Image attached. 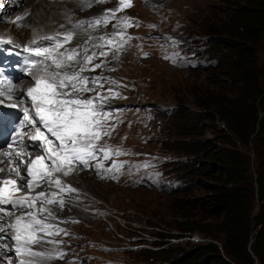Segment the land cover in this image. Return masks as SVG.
<instances>
[{
	"label": "snow or ice",
	"instance_id": "1",
	"mask_svg": "<svg viewBox=\"0 0 264 264\" xmlns=\"http://www.w3.org/2000/svg\"><path fill=\"white\" fill-rule=\"evenodd\" d=\"M105 2L107 0H81V5L88 8L95 3ZM131 6L132 0H117L116 7L105 9L100 15L75 23L69 18L71 30L29 41L25 51L32 55L25 63L34 82L20 97L14 96L16 87L12 80L0 72V97L4 98L0 99V127L11 125L16 129L11 141H6L8 150H0V163L6 159L9 164L8 174L0 177V241L10 239L13 242L11 249L7 243H0V251L14 252L17 264H47L48 261L63 259L67 255L58 248L63 241L55 237L70 234L60 224L78 221L59 220L50 206L63 209L64 195L78 193L79 190L65 183L61 177L72 175L78 168H93L98 174L119 172L126 163L112 159L127 153L108 144L105 139L110 138L115 130L113 118L119 111L109 107L110 101L122 97L119 91L113 87L104 89V85L115 88L122 85L112 77L89 76L86 73L106 67V59L95 63L98 58L111 55L113 59H118V54L133 39L127 29L139 26V22L134 24L132 17L117 15ZM25 18L17 17L13 23L18 24ZM110 23L114 29L112 33L92 35V32ZM77 30L86 39L75 47H66L77 35ZM0 43L12 41L0 37ZM172 43L175 44V40ZM44 44L48 46H42ZM143 54L148 55L146 52ZM178 55L173 53L165 58L176 63ZM88 93L92 95H86ZM5 99H17L18 103L5 104ZM26 103L27 106H24ZM41 127L53 139L46 136ZM26 128L34 129L35 134L28 139L42 149V156L31 158L30 153L26 152ZM25 156L30 162H26ZM109 160L111 164L105 167V162ZM22 167L25 173L21 172ZM4 171L0 168V172ZM21 184L27 188L26 192L22 190ZM42 185H47L51 191H37ZM45 244L54 247L45 249ZM7 264H11V259H7Z\"/></svg>",
	"mask_w": 264,
	"mask_h": 264
},
{
	"label": "trees",
	"instance_id": "2",
	"mask_svg": "<svg viewBox=\"0 0 264 264\" xmlns=\"http://www.w3.org/2000/svg\"><path fill=\"white\" fill-rule=\"evenodd\" d=\"M213 9L209 23L207 18L200 29V22L197 21L199 28L195 31L217 36L213 40L202 41L208 53H216L213 57L215 64L198 67L204 74L200 87L188 88L192 95L190 104L164 115L165 122L160 128L161 138H166L165 134L173 136V146L167 147L171 153L195 158L193 162L172 160L170 164L176 166L177 174L183 180L200 174V178H195L192 184L176 190L189 191L196 186L207 190V194L183 201L175 200L174 207L178 210L174 209L173 216L177 219L172 222L164 220L162 225L176 231H154L158 240L153 242L166 243L164 236H180L187 231H196L210 239L220 238L224 254H220L217 243L212 241L196 244L176 260L177 247H142L136 249L140 252L141 257L137 259L140 262L231 264L230 260L235 264H264V57H259L257 53L259 45L264 49V0H231L227 6L221 3ZM189 29L191 31L192 27ZM252 93L247 100V94ZM257 105L262 113L258 129L254 130ZM215 117L223 124H213L212 140L192 135L191 128L205 125L201 120L210 119L212 122ZM258 137H261V144L257 141ZM232 139L240 145L234 144ZM215 140L219 143L212 146ZM249 141L253 143L258 167L253 181L246 182V177L250 178L246 176L243 152ZM208 179L213 183L212 187H206ZM254 195L257 197V209L253 216ZM250 237L252 240L249 242Z\"/></svg>",
	"mask_w": 264,
	"mask_h": 264
},
{
	"label": "rangeland",
	"instance_id": "3",
	"mask_svg": "<svg viewBox=\"0 0 264 264\" xmlns=\"http://www.w3.org/2000/svg\"><path fill=\"white\" fill-rule=\"evenodd\" d=\"M54 1L55 0H50V2ZM229 1L231 0H144L136 3L132 8V12L139 15L143 19L141 30L145 29V23L147 17L149 16L146 15L144 13L145 10L142 9V5H145L146 7L150 6L153 10H155L156 17L153 20L155 21L157 28L177 29L182 31V33H187L191 36H197V34L207 36V34H203L202 32L198 33L195 31L198 27L197 21L200 22L199 27L201 29L202 23L207 18L208 23L211 20V18L209 17L213 15L214 6H219L221 3L227 6ZM80 5L81 3L74 7V10L76 11L75 14L80 15L74 17L72 15L69 17L65 16L64 22L59 23L57 32L61 30L62 32L71 30L72 23H75L80 19L92 17V14L95 13L98 9L100 14H102L105 9L114 8L112 5V0H107V2L105 3H95L92 5V7L88 8H79ZM198 13H200V15ZM117 15L120 16L124 14L120 12L117 13ZM0 17L6 24L11 20L9 18V15L6 16V19L5 15H0ZM69 18H71L72 23H69ZM61 25H63L64 27H61ZM189 27H192L191 31ZM110 29V25H108L107 27L102 26L98 30L92 32V35L99 36L103 33H107L106 31ZM149 31L152 32L151 30ZM210 36L212 39L209 38L204 41L213 40L217 37L214 34H211ZM84 39H86V36L83 33L79 32V30H77V35L75 36L71 44L66 45V47L70 48L75 47L77 44H82ZM175 46L176 48H180V45ZM202 46L205 47L204 44H202ZM263 51L264 49H262L261 45H259L257 51L259 57H264ZM205 53L208 52H204V54H202V57L206 59L211 58H207V54ZM211 53L214 52L212 51ZM209 54L210 52L208 53V55ZM214 54L216 55V53ZM211 55L212 54H210V56ZM215 55H212V57H214ZM98 59H106V68H108V70L114 68L117 72L129 76L132 80H134L136 91L132 93L129 101H132L135 104H151L152 109L158 112L159 108H163L162 105L164 104L172 106L170 112H173L174 110H180L185 105H189L190 100H192V95L190 94L188 88L191 89L192 86H196L197 88L200 87V81L202 80L204 74V72L200 71V69H197V67H173L167 64L165 61L159 59L158 57L141 58L134 53L118 55V59H113L111 55H109L107 58ZM108 62L114 63V67L109 66ZM225 69H227V67H225ZM223 75L224 74L221 73L220 77L223 78ZM238 87H236V89H238ZM251 95H253V93L250 95L247 94V100H250ZM261 113V108L259 105H257L258 115L254 123V130L258 129V119ZM201 122L205 125L200 128H191L190 132L193 136L196 135L202 140H212L213 133L211 132V127H213V124H217L218 126H222L223 124L220 120L217 119V117H215L212 122L210 119H203L201 120ZM158 132L159 130L158 128H156V134ZM159 135L160 133H158V136L156 138H152V140L150 141H142L132 138L126 140V142L129 144H133L134 146H139L151 150L157 155L158 158L163 160L165 159V155H162L159 152L165 151V146L167 145L173 146V143H171V140H173V136H167V134H165L166 138H161L159 137ZM260 139L261 137H258L257 141L259 143ZM232 142L238 146L240 145L239 142L235 139H232ZM253 142H255V140H253ZM218 143L219 141L215 140V143L211 144L212 146H216ZM252 146V141H249V143L245 146L246 150L243 152L245 155L247 169L246 176L248 175V178H250L247 179L246 177V182L253 181L256 168L258 167L256 152ZM177 158L181 160L184 158V156L181 155V157L179 156ZM172 166V164L170 166H166L167 173L176 171V169L172 168ZM170 169L172 171H170ZM170 175L174 177L172 174ZM70 177L72 186L79 191L78 193H71V195L69 196L70 199L68 200L72 204H69V206H65L63 209L58 208L56 210L59 211L60 214L72 213L73 216H76L78 218V223H72V226L75 229V237H80L81 240L88 238L90 242L95 241L96 243H105L113 246L126 245L127 243L137 244L139 242H142L143 240H147V238L155 239V236H153L152 234L149 235L150 232L154 230L171 232L173 229H169L165 225H162L164 224L162 223V221L165 220V222H169L170 220V222H172L173 219H177L176 216H173L174 209L178 210L174 207V201H183L184 199L190 197L207 194V190L200 187L196 188V186H193V188L189 189V191H177L174 192V195H171V189H160L149 185H140L136 187H132L130 185H119L100 180L92 172L87 170L75 171L72 175H70ZM172 177L170 178L173 182L178 181L176 180L178 178L173 179ZM193 177L200 178V174L186 177L187 183H191ZM207 181L208 183H211L209 179ZM198 183L200 186V182ZM252 186H255L253 182ZM206 187L208 186L206 185ZM210 191L211 190H209V192ZM256 199L257 197L254 195L255 205L251 213V215L253 216L255 215L257 209ZM97 206H100L101 209ZM172 206L173 208H171ZM92 207H94V210L90 211ZM89 211L91 213H94L95 215L91 214ZM102 213H104L105 215H101ZM137 234L140 235L142 239L137 238L138 240L134 241L132 238L137 237ZM201 238L203 239V241L206 240V237ZM166 239L167 244L163 243L164 245L172 248H179L176 257L183 256L185 252L192 250L195 246V243L185 240L184 236L178 240L169 237H166ZM211 240L217 243L220 252L224 254L220 238ZM72 242L73 243L71 244L74 245L73 240ZM116 255H118L120 259L129 260H136L141 257L138 252L133 251L124 253L118 252ZM66 256L67 255H65L63 259H53L51 261H48L47 264H67ZM224 258L226 259L227 257L225 256ZM229 262L231 264H235L233 261L229 260ZM139 264L148 263L140 262Z\"/></svg>",
	"mask_w": 264,
	"mask_h": 264
},
{
	"label": "clouds",
	"instance_id": "4",
	"mask_svg": "<svg viewBox=\"0 0 264 264\" xmlns=\"http://www.w3.org/2000/svg\"><path fill=\"white\" fill-rule=\"evenodd\" d=\"M139 1H144V0H138V1L136 0V3H138ZM134 5H132L129 8H125L122 13L129 17H132L134 24L135 22L138 21L139 26H133L127 29L128 34L131 37H133V39H131L128 42V44L124 46V50L121 51L118 55H123L126 53H134L141 58L158 57L159 59L165 61L167 64L173 67H187V68L197 67L198 69V67H207L215 64L214 58L208 55V53H205L207 54V58L208 57L211 58L206 59L202 57L203 56L202 54H204V52H207L206 46L205 47L202 46L204 40L209 39L206 37V35L197 34V36H191L187 33H182V31L177 29H170V28L159 29L157 28L155 21L153 20L156 17L155 10H153L150 6L146 7L145 5H142V9H144L145 10L144 13L149 16L147 17L145 23V29L141 30L143 19L139 15L132 12V8ZM112 23H114V21ZM112 23L109 24L111 30L106 31L107 33H112V29H113ZM150 25H154L155 27H150ZM149 30H151L152 32H150ZM196 38H200V40L197 41ZM172 40H175V44L172 43ZM175 45H180V48H176ZM145 52L148 53V55L145 56L143 54ZM173 53L179 54L176 63H174L172 59L165 58L166 55L172 56ZM99 60L100 59H97L95 63H99ZM108 65L114 67V63L108 62ZM86 74L89 76L103 75L106 77H112L117 81H119L120 84L122 85L119 88H115V86L108 84L104 85V89L113 87L114 90L119 91L121 93V97H122V98L112 99L110 101L109 107L112 109H118L119 111L115 113L113 118V122L116 123L115 130L112 132L110 138H105V139L108 144L112 145L113 147L122 149L127 154L118 157H112L113 160L126 162L123 168H121L119 172L98 174L97 171L93 168H78L76 171L87 170L92 172L100 180L119 184V185H130L132 187H136L140 185H149L160 189H166V190L171 189L170 190L171 195H174L173 193L177 192L176 189L178 188L182 189L192 184L195 178L193 177L191 183H187L186 180H183V178H181V176L177 174L178 169L173 164H172L173 165L172 168L176 169V171H172L170 169V171L172 172L167 173L166 166L167 165L170 166L171 165L170 162L172 160H176V159L180 160L177 158L179 156H175L167 149L168 145L165 146L166 148L165 151L159 152L160 154L165 155L164 156L165 159L162 160L158 158L153 151L145 149L143 147L134 146L133 144H129L126 142V140L132 138L142 141H150L152 140V138H156L158 136V133L161 132L160 129L161 124L165 122V118L163 116L172 113L170 112L172 106L164 104L162 105L163 108H159V112H158L152 109L151 104L148 103L135 104L134 102L129 101V98L131 97L132 93L136 91V85L134 83V80H132L129 76L117 72L116 70L109 71L108 68L104 67V68L96 69L95 72H89ZM86 95H92V93H88ZM156 128H158L159 130L157 134H156ZM160 136L161 134L159 135V137ZM183 156L184 158L181 160H188L189 162H193L195 160V158L191 155L188 157H186V155ZM111 162H112L111 160L106 161L105 167H108L111 164ZM93 163L95 162L93 161ZM144 164H147L148 166L147 167L142 166ZM170 174H172L174 177H172ZM112 176H115L116 178H112ZM170 177H172L173 179L178 178L176 179L178 181L173 182ZM62 179L65 181V183L70 184L72 186L71 180L69 183L65 177ZM38 191H51V190L47 188V185H42L41 188L38 189ZM70 195L71 193H67L64 195L65 206H69V204H72L68 200L70 199L69 198ZM50 207L51 210L54 212V214L61 221L78 220V218L76 216H73L72 213L60 214V212L56 210L59 207L55 205ZM93 210L94 207L90 209V211ZM91 214L95 215L94 213ZM101 215H105V214L102 213ZM60 227L67 229V231L70 233L67 236L61 234L55 237V239L63 241V243L60 244L58 248L67 253L66 256L67 264H71V263L131 264L129 262L132 261H134V263L132 262L133 264H139L140 261L137 259L136 260L120 259L119 256L116 254L118 252L124 253V250H128L127 252L129 251L138 252L136 251V249L142 247L157 249L161 246L164 247L166 246L163 243L162 244L154 243L153 241L158 240V237L156 236L155 239L147 238V240H143L142 242H139L137 244L127 243L126 245H118V246L108 245L105 243H96L95 241L90 242L88 238L81 240L80 237H75V233H74L75 229L72 226V222L60 224ZM154 231H162V230H154ZM154 231L150 232L149 235L152 234L154 236L153 234ZM175 231L176 230L173 229L171 232H175ZM191 233H197L199 236L201 235L202 237H205L201 233H198L196 231H191V232L187 231L180 236L169 235V236H164L165 238L163 237V239L169 237L178 240L184 236L185 240L193 242L195 243V245L199 243L201 244L208 241H212L208 237H206L205 238L206 240H204L203 242L193 241L188 237ZM136 236L137 237L132 238L134 241L138 240L137 238L142 239L140 235L137 234ZM72 240L74 241V245L71 244L73 243ZM53 247L54 246L50 244L43 245V248L45 249H52ZM220 254L223 256V253L220 252ZM177 257H175L174 260L178 259ZM159 264H166V263L160 261Z\"/></svg>",
	"mask_w": 264,
	"mask_h": 264
},
{
	"label": "bare ground",
	"instance_id": "5",
	"mask_svg": "<svg viewBox=\"0 0 264 264\" xmlns=\"http://www.w3.org/2000/svg\"><path fill=\"white\" fill-rule=\"evenodd\" d=\"M79 3L81 0H55L54 2H50V0H0V15H5V19L9 15L11 19L6 24L0 17V37L10 38L13 42H23L35 33L45 34L57 31L59 23L64 22L65 16L80 15L75 14L76 11L74 10V7ZM81 7L82 5L79 6V8ZM20 16L26 18L18 24L13 23ZM58 32H62V30ZM31 82V79H25L23 84H30ZM19 84L21 83L18 82L17 85ZM7 174V169H5L4 172H0V177ZM65 178L70 183L71 177ZM188 237L193 241L203 242L202 236L198 234L192 233Z\"/></svg>",
	"mask_w": 264,
	"mask_h": 264
},
{
	"label": "water",
	"instance_id": "6",
	"mask_svg": "<svg viewBox=\"0 0 264 264\" xmlns=\"http://www.w3.org/2000/svg\"><path fill=\"white\" fill-rule=\"evenodd\" d=\"M206 37H207V38H211V36H206ZM206 185H207L208 187H211V186H212V183H208V182H206ZM251 239H252V238H250L249 241H251Z\"/></svg>",
	"mask_w": 264,
	"mask_h": 264
}]
</instances>
